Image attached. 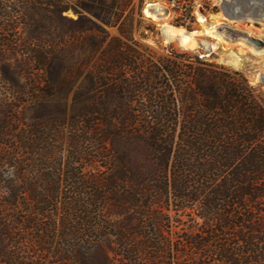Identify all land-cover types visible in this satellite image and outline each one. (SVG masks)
<instances>
[{"label": "trees", "instance_id": "1", "mask_svg": "<svg viewBox=\"0 0 264 264\" xmlns=\"http://www.w3.org/2000/svg\"><path fill=\"white\" fill-rule=\"evenodd\" d=\"M18 1L27 40L42 44H30L24 59L41 73L32 90L44 84L40 96L28 97L43 105L84 75L59 131L67 152L66 191L73 195L53 201L59 223L45 220L54 214L43 197L32 200L36 207L28 221L55 257L51 264H138L145 256L156 258L165 245L162 211L169 208L195 214L201 230L182 242L196 250L212 247L214 264H264V97L244 82L194 67L191 58L212 65L198 55L173 50L148 61L121 28L132 0H92L75 10L78 20L90 16L87 29L97 35L90 37L91 57L73 65L79 36H70L75 44L68 40L65 47L64 35L50 40L40 28H29L31 22L70 19L60 2L37 1L41 10L34 12L29 9L35 0ZM54 5L59 10L48 12ZM119 23L122 36L106 42V26ZM1 34L0 74L18 87L23 75L17 69L18 44ZM3 254L7 257L4 247Z\"/></svg>", "mask_w": 264, "mask_h": 264}, {"label": "rangeland", "instance_id": "2", "mask_svg": "<svg viewBox=\"0 0 264 264\" xmlns=\"http://www.w3.org/2000/svg\"><path fill=\"white\" fill-rule=\"evenodd\" d=\"M37 1L43 0L32 1L29 11L41 10L39 5H35ZM52 1L55 3L57 0ZM58 1L65 10L64 16L73 21L62 19L59 24L58 21H50L44 25L31 22L29 28H40L38 30L50 40L64 35L65 47H68V40L71 46L75 44L70 36H79L70 63L88 60L94 49L90 37L94 38L97 33L87 29L90 16L84 15L85 19L78 20L80 13L75 10L80 12L81 4L92 0ZM1 2L8 4L6 10L0 8V24L3 20L7 23L0 27L1 35L14 39L18 44L16 57L20 65L17 69L22 70L23 75L18 78L20 87H14L5 83L0 74V264L3 261L8 264H51L55 257L47 251L44 243L37 240L35 229L28 221L34 217L33 208L36 207L32 200L43 197L52 202L49 208L54 214L53 219L48 217L45 220L48 223L58 220L59 223L61 213L54 210L53 201L73 195L72 191H66L63 158L67 152L59 131L63 111L71 112L84 75L69 92L61 91L43 105L28 97L29 94L40 96L44 84L32 90L30 86H37L41 73L25 64L24 59L29 58L30 44L37 47L42 44L27 40L26 29L21 24L23 19L17 16L19 1ZM57 10L59 7L55 5L48 8L50 13ZM127 16L121 28L130 34L131 45L138 47L148 61L158 62L169 57L173 50L198 55L212 65H204L191 58L194 67H208L230 82H244L254 95L264 97V0H132L123 13V19ZM119 26L120 23L106 26V33L102 34L106 42L113 36H122ZM168 26L195 33L193 39L184 44L178 37L168 34ZM84 37L87 38L85 42L82 40ZM231 55L241 59L239 65L230 60ZM95 59L92 57L85 71L92 67ZM8 62L12 67L16 66V62ZM4 104L8 107L6 115L3 113ZM44 117L53 118L45 121ZM16 201L20 202L18 208ZM162 214L166 224L162 235L165 245L156 258L146 260L145 256L138 264H214L210 253L212 247L196 250L182 242L188 234L201 230L192 211L178 213L169 208L163 209ZM254 217L260 216L256 214ZM3 247L7 253L5 258Z\"/></svg>", "mask_w": 264, "mask_h": 264}, {"label": "bare ground", "instance_id": "3", "mask_svg": "<svg viewBox=\"0 0 264 264\" xmlns=\"http://www.w3.org/2000/svg\"><path fill=\"white\" fill-rule=\"evenodd\" d=\"M167 32H168L169 35L174 36L176 38L178 37L179 39H181V41L184 44L187 43L188 41L192 40L193 36L195 34V33H189V32H186L183 29L174 28V27H171V26L167 27ZM230 58H231L230 60L233 61L235 65H239L240 64V60L241 59H239V57H237L235 55H231Z\"/></svg>", "mask_w": 264, "mask_h": 264}, {"label": "water", "instance_id": "4", "mask_svg": "<svg viewBox=\"0 0 264 264\" xmlns=\"http://www.w3.org/2000/svg\"><path fill=\"white\" fill-rule=\"evenodd\" d=\"M231 1H233V0H231Z\"/></svg>", "mask_w": 264, "mask_h": 264}]
</instances>
